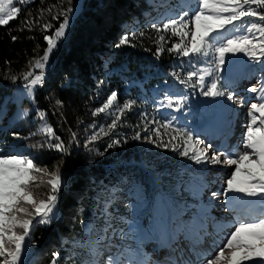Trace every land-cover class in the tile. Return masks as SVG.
<instances>
[{
    "label": "trees",
    "instance_id": "1",
    "mask_svg": "<svg viewBox=\"0 0 264 264\" xmlns=\"http://www.w3.org/2000/svg\"><path fill=\"white\" fill-rule=\"evenodd\" d=\"M79 1L72 0L73 6ZM185 1L83 0L82 12L50 54L44 83L39 85L35 94L38 110L26 116L16 114L18 104L13 99L15 86L25 82L20 77L29 70L30 61L41 57L47 48L45 35H51L63 20L62 16L59 19L52 17L69 5L67 0H32L20 5L21 11L16 18L0 25V151L31 159L36 166L49 172L59 166L64 178L53 222L47 225L35 223L32 237L35 251L28 264H52L56 253L59 254L56 264H91L94 259L92 249H98L102 253V261L106 262L110 254L99 244L116 237L124 240L125 246L130 241L140 245L138 238L146 226L144 220L141 221V215H145L150 207L154 208L155 203L162 205V216L167 219L170 209L166 208V204L171 208L178 192L198 198V174L180 166L183 159L193 161L179 154L182 149L173 151L171 147H159L158 151L142 153L137 140L132 138L149 129L159 144L161 141L154 131L159 128L163 142L167 143L175 132L163 125L171 122L173 127L187 130L197 140L203 117L212 113L223 97L202 95L206 88L202 89L197 83L199 75L187 83L181 81L189 72L211 69L212 74L205 75L206 83L218 77V87L226 91L225 81L236 75L235 67L227 70L231 53L226 54L225 65L217 71L211 55L183 56L176 51H167L181 43L182 38L172 35L170 29L157 32V28L162 29L163 24L178 18L185 11L190 17L198 0L190 2L189 8L185 7ZM51 6L55 7L48 12ZM254 18L258 22V18ZM245 19L253 21L251 17ZM26 20L33 21L31 30L24 24ZM45 23L53 27L42 30ZM191 28L193 25L189 24L185 31ZM243 34L246 33H237ZM13 36L17 39L13 40ZM125 36L130 43L117 47ZM160 36L165 39L160 41ZM161 45L164 51L157 54ZM240 55L245 66L253 67V71L262 74L264 81V59L258 62L244 53ZM34 71L38 72V69ZM12 76L18 79L13 82ZM113 91L117 93L118 105L122 106L127 101H136V104L131 110H126L115 129L104 135L100 129L107 130L114 117L109 110L96 115L93 113ZM168 97L173 100L171 107L168 106ZM177 99L183 101L179 107L175 104ZM57 101L61 103L57 104ZM28 106L29 101L24 99L22 110ZM38 111L45 114L55 136L37 130L40 119H32V116ZM111 111L114 112L115 108ZM97 134L98 139L89 142ZM55 137H59L60 141ZM113 140L120 143L108 147ZM61 141L67 152L48 147L50 143ZM101 152L104 155H99ZM144 159L156 168H167L160 171L161 188L153 187L154 190L152 183L146 179L138 164ZM43 179L47 181L48 177ZM32 191L37 200L45 199L50 186L43 183L33 187ZM110 193L115 194L121 207L127 210L129 217L124 219L128 223L115 214L118 206L108 198ZM235 204L231 210L220 208L219 213H212L211 216L205 213L213 212L212 208L196 207L194 212L209 217L207 226L195 220L192 225L178 227L175 246L184 243L191 247L187 244V233L184 231L190 228L198 238L206 237L205 248L211 246L214 249L217 246L214 239L224 229L231 232L238 218L261 212L255 208V212L249 210L246 213L245 209L238 213L240 210ZM194 217L192 215V220ZM149 227L152 232L161 230L162 236L167 231L158 226L155 229L154 222H150ZM167 252L164 250L162 254L167 256Z\"/></svg>",
    "mask_w": 264,
    "mask_h": 264
},
{
    "label": "snow or ice",
    "instance_id": "2",
    "mask_svg": "<svg viewBox=\"0 0 264 264\" xmlns=\"http://www.w3.org/2000/svg\"><path fill=\"white\" fill-rule=\"evenodd\" d=\"M26 2H30V0H16V3L20 5H24ZM67 3L69 6L66 9L52 17L59 19L62 16L63 20L51 35H45L47 48L43 55L34 61H30L29 70L20 77L25 81L24 87L29 93L33 91L35 86L44 83L45 69L50 54L58 47V42L65 37L66 31L72 23L76 8L73 6L72 0H67ZM53 7L55 6L49 7L47 11L51 12ZM257 9L264 10V0H198L190 17L189 12L185 11L178 18L170 19L163 24L162 29L157 28V32L170 29L172 35L182 38L181 43L173 45L167 51H176L183 56L192 54L208 57L211 55L217 71L226 63V54L228 53H244L250 59L260 62L264 59V11ZM20 11L21 8L14 5V0H0V25L8 24L9 21L16 18ZM42 15L43 11L41 12ZM249 17H257L258 22H249L245 19ZM24 24L31 30L33 21L26 20ZM189 24L193 25V28L185 31L189 28ZM245 25L247 26L245 27ZM52 27L50 23H45L42 25V30H48ZM154 27L156 26L154 25ZM241 32L246 34L237 35ZM186 37H190V39L184 40L183 38ZM12 39L16 40L17 37L13 36ZM159 39L163 41L165 38L160 36ZM129 43V38L125 36L116 46L120 47ZM162 51L164 48L161 45L157 49V54ZM34 69H39V73H36ZM212 71L211 69H204L199 73L189 72L186 79L181 82L187 83L194 76L199 75L197 83L202 89L206 88L201 92L202 95L206 97L227 96V100L233 101V94L226 93L218 87V77L211 83H206L205 75H211ZM177 78L179 79V76ZM11 79L15 82L18 77L12 76ZM249 91L257 92L258 89L251 88ZM259 91L262 99H264V85ZM116 100L117 93L113 91L103 105L93 113L96 115L109 110V114L114 117L107 126V130L100 129L104 135H108L109 131L115 129L126 110H131L136 104V101H127L120 106ZM60 103L57 101V104ZM182 103L181 99L175 100L177 107ZM172 104V98L168 97V106L171 107ZM113 108H115L114 112L111 111ZM27 114L25 111L22 115L26 116ZM39 116L44 119L45 114L40 112ZM249 116L250 122L245 126L243 147L235 153V158H232L231 154L225 155L215 151L209 155L208 149L211 148V145L207 148L198 147L203 143L202 141L194 139L193 135L185 129L173 127L171 122L163 125L164 128H173L175 132V135L167 143L163 142L159 128L154 130L157 139L161 141L157 144L158 147H171L173 151L180 148L182 149L179 152L181 156L188 157L198 164L225 163L235 166L223 193L213 192L212 197L223 195L228 198L230 193H238L246 197L257 198L248 201V203L262 206L258 215L248 213L245 217L238 218L234 230L228 234L226 243L218 246L219 250L214 256L205 260L204 257L208 255L207 253L194 252L201 264H244V262L249 261L252 264H264V103L252 104ZM42 131L47 132L50 136H55L50 126L45 125ZM73 138H75V134H73ZM132 138L138 140L141 137L137 133ZM55 139L60 141L59 137H55ZM96 139H98V134L93 135L89 142ZM147 139L154 142L151 137H147ZM174 140L177 141L176 144L172 143ZM118 143H120L119 140H113L108 147H113ZM48 147L67 152L62 141L50 143ZM190 152L191 155H189ZM99 155L102 156L104 153L101 152ZM222 156L224 157L223 160L221 159ZM44 176L48 177L47 181L43 179ZM43 183L50 186V191L45 199L37 200L32 188L39 187ZM63 184L64 178L59 166L54 171L49 172L46 168L36 166L33 160L25 157L17 155L0 156V264H24L23 253L25 249L35 243L32 238L35 223L47 225L53 222L58 193ZM231 199H240V197L232 196ZM37 217H39L38 220H36ZM178 232L179 230L165 231L162 247L168 248L170 252L177 251L175 245L178 241ZM121 236L123 238V234ZM99 239L102 240L104 237ZM127 252L128 249H125L124 252L117 250L108 255L105 262L99 260L102 253L98 249H92L91 254L94 259L91 264H133L132 259L125 258ZM58 255V253L54 254L52 264H56ZM134 256L139 257L135 260V264H159L158 261H152L142 248H139ZM257 257L260 259L255 260L254 258ZM169 262L170 264H194L191 259L185 260L172 255L169 256L165 264H169Z\"/></svg>",
    "mask_w": 264,
    "mask_h": 264
},
{
    "label": "rangeland",
    "instance_id": "3",
    "mask_svg": "<svg viewBox=\"0 0 264 264\" xmlns=\"http://www.w3.org/2000/svg\"><path fill=\"white\" fill-rule=\"evenodd\" d=\"M32 0H30L31 2ZM195 0H186L185 1V7L189 8V3L194 2ZM30 2H26L30 3ZM24 4V5H25ZM83 0H80L77 5H75L76 12L74 14V17L72 19V23L70 24L69 29L66 31V35L70 28L74 25L77 17L80 15L82 12L83 8L82 7ZM14 5L17 7H20V4L16 3V0H14ZM194 7L196 5L194 4ZM254 21V17H251ZM228 27V26H226ZM65 35V36H66ZM64 38V37H63ZM190 39V37H187ZM241 55L240 53L232 54L231 53V58L229 61V67L227 70H232L231 68L235 67L236 69V75L233 78L234 82L230 84L232 80H226L225 85L228 91L226 93L233 94L234 99L233 101L227 100V96H224L221 100V102L216 106L215 110L208 114L207 116L203 117L202 121L200 122L199 128H205L208 127L210 130L214 129L216 130V126L220 123V120L226 118L227 116H232L231 122H234L232 125V128L228 131L229 134L231 133V139L232 141L230 142L229 145L222 146V143L224 142L223 140L221 141H212L211 139H205L204 137H200V133L198 134L197 132V140L202 141L203 143L198 145L200 148H207L209 145H211V148L208 149L209 155L215 151L217 153H224L225 155L231 154L232 158H235V153L238 150H241L243 147V140L245 138V133H246V125L250 122V116L249 112L251 111V105L252 104H262V97L260 96L259 98L254 95V92L249 91L251 88H257L262 82V74H259L256 71H253V67H248L247 65L243 63V58H240ZM238 61V62H237ZM225 65V64H224ZM49 67V64L46 66V68ZM39 69L38 72L39 73ZM223 75V73H221ZM46 77V74L45 76ZM236 79V80H235ZM250 82V83H249ZM24 83H17L14 89L13 93V99L17 102L18 108L16 110V114H23L25 111H27L28 114L37 111L38 108L36 106V99H35V94L36 90L39 87V85L35 86L33 91L29 93L27 89L24 87ZM233 88V90H231ZM240 92V94L235 93V90ZM240 99H237V98ZM27 99L29 101V106L26 108V110H22L21 107V102ZM237 99V100H236ZM225 113L222 115L221 113ZM39 111L32 116V119H40L38 122L37 130L42 131L45 125L50 126L52 128V125L49 121L44 119H41L39 116ZM234 114V115H233ZM257 115H259L257 113ZM238 116V119L236 118ZM179 115H177V118ZM199 122V121H198ZM195 124V122H194ZM223 127V126H222ZM53 130V128H52ZM45 132V131H44ZM227 135V137L229 136ZM140 139L137 140L139 150L142 151V153H145L147 151H158L159 147L157 146L158 142L156 141L154 135H152L149 132V129L146 130V132L140 134ZM147 137H151V140L154 142H150ZM222 142L221 144H219ZM0 156H9L5 154L4 152L0 151ZM22 157V156H21ZM221 159L223 160L224 157L222 156ZM133 161V160H132ZM194 161V160H193ZM139 166L141 170L144 171L146 174V179L152 183V188H161L162 185V179L160 175L161 170H165L167 168H156L152 166L151 164L148 163L147 160L139 161ZM180 166H185L188 170H191L198 174L200 176V181L198 183H201V188L200 192L198 193V198H193L191 196H188L187 194H181V192H178L180 194H176L175 197L172 200V206L166 204V208L170 209L169 213V219L166 221L167 223V231H174L175 229L178 228V226H183L186 227V225H191V214L195 213L194 210L197 207L199 209L200 206L205 207L207 209L212 208V213L213 215H216V213H219L220 208H227V209H232L234 206L233 203L235 202V207L238 208L240 212L246 211V213L251 210V212H255V208H258L260 211L262 210V206L259 204H249L248 201H253L256 200L257 198L253 197H246L243 196V194H238V193H230L228 198H225L223 195L219 197H212V193H223L224 189L227 187V180L230 178L231 173L235 170L234 165H227L225 163L221 164H210V163H200L199 166L193 165L192 161L183 159L180 162ZM166 171V170H165ZM183 178H187L186 176H182ZM39 178V176H38ZM153 188V189H154ZM155 190V189H154ZM232 196H237L240 197V199H231ZM108 198L111 199L117 206L118 210L115 212L116 215H119L120 218L123 220V222L127 220L124 219L128 216L127 210H125L123 207H121L120 202L116 199V195L113 193H110L108 195ZM165 202V201H164ZM253 208V209H252ZM159 209V210H158ZM158 210V211H157ZM157 211V212H156ZM109 213H114L113 211H110ZM211 213V214H212ZM196 215V221H198L202 225H206L208 223L207 219L209 217H204L200 213L195 214ZM56 217V214H55ZM142 220H144L145 229L141 231V237L138 238L141 243L139 248H142L143 252L150 258H154L153 261H158L160 263V255L159 257L157 256L158 254H161L163 250L168 251L166 254L169 253L168 248L162 247V244L160 243L159 246L156 245L157 239L160 237L162 238L160 231L159 233H151V228L149 227L150 222H154L155 229L158 228H164L163 223L165 222L164 218L162 217V207L161 205H157L155 203L154 208H149V211L147 212L146 215H141ZM157 224V226H156ZM177 224V226H175ZM122 228V226H120ZM234 230V226L231 228V231ZM184 231H191L189 230H184ZM230 233V230L224 229L222 234L220 235L219 239L220 245L222 246L223 243H225V236H228ZM190 236V235H189ZM195 235L192 233L189 238H193ZM188 239V238H186ZM197 239V238H196ZM161 239H159L160 241ZM181 240V239H180ZM218 241V239H216ZM188 242V241H187ZM197 242L201 243L203 242L201 239H197ZM189 243V242H188ZM191 244V243H190ZM107 246V247H106ZM152 246V247H151ZM216 246V248L211 249L210 252H205L208 255L204 257L206 260L207 258H211V256H214L215 253L219 250V247ZM100 247L104 249L106 252L109 254L115 253L117 250L124 252L125 249H128V252L125 254L126 259H132L133 264H135V260L139 259V257H134L132 256V253L135 252V247L134 243L130 241L128 243V246H125V243H123V240H119L116 237H112L108 241L101 243ZM176 247V246H175ZM184 247L186 248L187 245L184 244ZM164 248V249H162ZM176 248H179L178 251L182 253L183 246L182 244H179ZM110 249V251H109ZM182 249V250H181ZM188 253H186V256L180 255L177 258H188V254L193 256V262L194 264H198L201 261H198L197 258L194 255V252H201L203 251V247L199 246L196 247V251L189 250ZM35 247L34 244H32L30 247H27L23 253V262L24 264H28L31 261V257L34 254ZM172 253V252H170ZM131 255L129 257H126L127 255ZM184 256V257H182ZM255 260H259L260 258H254ZM99 260L102 261V256L99 257ZM170 264V262H169ZM244 264H252V262H244Z\"/></svg>",
    "mask_w": 264,
    "mask_h": 264
},
{
    "label": "bare ground",
    "instance_id": "4",
    "mask_svg": "<svg viewBox=\"0 0 264 264\" xmlns=\"http://www.w3.org/2000/svg\"><path fill=\"white\" fill-rule=\"evenodd\" d=\"M232 90H233V89H232ZM234 90H236V89H234ZM236 93L240 94V92H239V91H238V92L236 91ZM237 99H240V98L238 97ZM237 99H236V100H237ZM233 115H234V114H233ZM230 118H232V116H230ZM236 118L238 119V116H236ZM229 122H230V121H229ZM233 123H234V122H233ZM224 136H225V135H224ZM215 140H216V138H214V139H211V142H212V141H215ZM186 233H187L188 235H190V236H191V234H192L193 232H188V231H187ZM220 241H221V240H220ZM198 264H201V262H200V263H198Z\"/></svg>",
    "mask_w": 264,
    "mask_h": 264
}]
</instances>
